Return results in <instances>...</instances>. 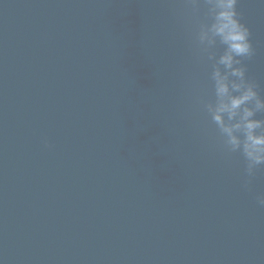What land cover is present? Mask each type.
<instances>
[{"label": "water", "instance_id": "obj_1", "mask_svg": "<svg viewBox=\"0 0 264 264\" xmlns=\"http://www.w3.org/2000/svg\"><path fill=\"white\" fill-rule=\"evenodd\" d=\"M238 11L264 95V0ZM195 31L184 0H0V264H264Z\"/></svg>", "mask_w": 264, "mask_h": 264}, {"label": "clouds", "instance_id": "obj_2", "mask_svg": "<svg viewBox=\"0 0 264 264\" xmlns=\"http://www.w3.org/2000/svg\"><path fill=\"white\" fill-rule=\"evenodd\" d=\"M240 0H184L196 22L194 44L198 55L210 62L213 99L202 102V110L216 126L228 155L245 161L243 187L251 190L257 172L264 168V95L248 76L247 61L255 55L251 29L241 19ZM205 20L200 19L201 8ZM49 146L50 145H47ZM264 208V193L255 196Z\"/></svg>", "mask_w": 264, "mask_h": 264}]
</instances>
